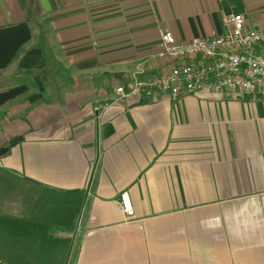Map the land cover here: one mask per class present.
Wrapping results in <instances>:
<instances>
[{
  "label": "crops",
  "instance_id": "obj_1",
  "mask_svg": "<svg viewBox=\"0 0 264 264\" xmlns=\"http://www.w3.org/2000/svg\"><path fill=\"white\" fill-rule=\"evenodd\" d=\"M237 13L264 0H0V264H264V96L115 93Z\"/></svg>",
  "mask_w": 264,
  "mask_h": 264
},
{
  "label": "built area",
  "instance_id": "obj_2",
  "mask_svg": "<svg viewBox=\"0 0 264 264\" xmlns=\"http://www.w3.org/2000/svg\"><path fill=\"white\" fill-rule=\"evenodd\" d=\"M222 24L225 33L213 31L183 41L169 30L162 31L155 56L177 64L149 82L119 85L115 93L138 96L142 89L147 97L157 90L171 95L202 92L264 96V21L249 28L244 15L237 13L225 17ZM118 202L125 219H132L134 209L128 191L119 193Z\"/></svg>",
  "mask_w": 264,
  "mask_h": 264
},
{
  "label": "water",
  "instance_id": "obj_3",
  "mask_svg": "<svg viewBox=\"0 0 264 264\" xmlns=\"http://www.w3.org/2000/svg\"><path fill=\"white\" fill-rule=\"evenodd\" d=\"M20 138L19 137H14L13 139H11L7 145L5 147H3L2 149H0V153H4L6 152L11 146H14L15 144H17L19 142Z\"/></svg>",
  "mask_w": 264,
  "mask_h": 264
}]
</instances>
